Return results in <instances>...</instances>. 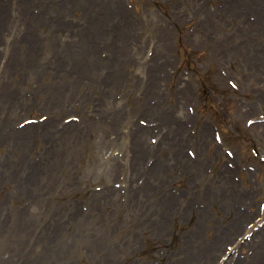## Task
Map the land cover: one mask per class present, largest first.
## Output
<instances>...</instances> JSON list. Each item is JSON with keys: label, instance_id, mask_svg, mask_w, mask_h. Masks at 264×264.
I'll list each match as a JSON object with an SVG mask.
<instances>
[{"label": "rangeland", "instance_id": "374dc122", "mask_svg": "<svg viewBox=\"0 0 264 264\" xmlns=\"http://www.w3.org/2000/svg\"><path fill=\"white\" fill-rule=\"evenodd\" d=\"M113 1L0 0V264H188L215 234L201 264H257L264 17L242 0ZM123 11L130 51L74 32Z\"/></svg>", "mask_w": 264, "mask_h": 264}, {"label": "bare ground", "instance_id": "6f19581e", "mask_svg": "<svg viewBox=\"0 0 264 264\" xmlns=\"http://www.w3.org/2000/svg\"><path fill=\"white\" fill-rule=\"evenodd\" d=\"M242 1H243V5L248 7V9L251 11V13H255V15L257 16L256 17L257 21H259L261 18L264 17V0H242ZM113 4L115 6V10L118 11V13H120L122 8H123L122 5H121V2L115 0V1H113ZM78 5L76 7H78ZM66 9L67 8H64V10H66ZM60 10H63V8L60 9ZM122 13H123V17L120 18L118 21H117V18L116 19L113 18V15H107V16H104V17L103 16H99V17H97L96 20L91 21L90 27L89 28L88 27L85 28L84 29L85 31L82 30V28H83V26H82V27H75L74 32L76 34H78V33H82L83 34L84 32H86V35L88 37L92 36L91 34H94L97 38H99L101 36L104 37V39H101V40L105 41V42H108V44H109L108 48L115 55L118 54L119 52H121L122 50H124L125 52L130 51V47H127V45L129 44V43H127V40L133 38V40L135 41L136 39H138L137 36H133L132 35V31L137 26L138 22L137 21H135V22L129 21V19L125 16L124 11ZM116 14H117V12H116ZM18 18H20L19 15H18ZM34 19L35 18H31V20L33 22L29 23V21H31V20H29L26 23V25H24L25 22L23 21L24 27L33 26L34 23H35ZM37 21H38V19H37ZM17 22H19V21H17ZM88 22H89V20H88ZM256 26H257L256 27L257 30H259L261 33L264 32V27H261L259 25H256ZM240 34L244 38V41L248 40V39L252 40V36H253L252 24H250V29H248L245 32H242ZM96 37H92V38L96 39ZM112 37L113 38L120 37V39L123 42V46H122L121 49H117V48L114 47V44L111 41ZM132 45H135L134 47H135L137 52H141L139 45H136V43L132 44ZM251 53L253 55H256V56H263L264 55V52L258 53V52L255 51V52H251ZM100 64L104 65V64H107V62L100 60V61H97L95 65L99 66ZM113 75L117 76L115 81H119L118 74L117 73L116 74H112V76ZM164 121H167V117L166 116L164 117ZM255 125H260V126L264 127V125L257 124V123ZM176 129L179 130L180 126L177 125ZM179 131H181V130H179ZM24 136L25 135H23V137ZM24 140H25V137H24ZM166 140H167L166 141L167 143L173 144L171 140H168V139H166ZM140 150L142 151L141 148H140ZM196 154L193 155L194 161L197 160V155ZM178 155L181 158V165L184 164L186 166L183 169L187 170V168L190 167V171L192 172L194 166H198V163L192 162L191 161L192 157L189 156L188 153L186 154L185 151H182V149L180 150ZM181 165H179V166H181ZM223 170L225 171L224 178L227 181V183H225V184L228 186V184H230V181H231V180L229 181V177H230L229 175H230V172H231L232 169H230L228 167H224ZM145 175H146V178H147L146 182H148V184L156 186V187H160L163 184V183H161V180L158 177L157 169H147L145 171ZM234 185H235V183H234ZM234 185H233V187L230 186V189H232V191L231 190L229 191V186L227 187V189L225 188V191L228 193L227 195H229L231 199H242L241 194H239L240 192L234 193V192L237 191L234 188ZM143 189L146 190L147 186H144ZM147 202H148V207H149V203L151 204V201L148 200ZM239 213H241V211ZM151 217H152V215L150 214L149 218H151ZM159 217L160 216H158L154 220V222H155L154 224L157 227L163 228L161 226V222L158 219ZM244 219H245V215L244 214H241V215L239 214L238 217H237L238 224H236V226L240 227L242 225V223L245 221ZM162 222H164L163 219H162ZM223 239H224V236L222 234H215L212 237L211 242L209 244L205 245V247H200L201 250H202L201 252L203 254V257H200L199 253L197 254V252H193L191 254L189 252H187L186 253L187 255L184 257V260H188L189 261L188 264H201L202 260H205V259H207L210 256L209 252H212L211 250L216 251V250L220 249L219 246L222 244ZM262 239L263 238L259 239V241H258L259 244H262ZM251 258L257 264H262L264 262V252L260 253L258 249H255V251L251 254ZM190 261H192V262H190Z\"/></svg>", "mask_w": 264, "mask_h": 264}]
</instances>
